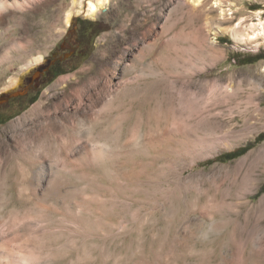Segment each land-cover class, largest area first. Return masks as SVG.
<instances>
[{
	"label": "rangeland",
	"instance_id": "rangeland-1",
	"mask_svg": "<svg viewBox=\"0 0 264 264\" xmlns=\"http://www.w3.org/2000/svg\"><path fill=\"white\" fill-rule=\"evenodd\" d=\"M7 1L0 93L74 56L0 108V264H264V0Z\"/></svg>",
	"mask_w": 264,
	"mask_h": 264
},
{
	"label": "bare ground",
	"instance_id": "bare-ground-1",
	"mask_svg": "<svg viewBox=\"0 0 264 264\" xmlns=\"http://www.w3.org/2000/svg\"><path fill=\"white\" fill-rule=\"evenodd\" d=\"M111 1L112 0H74L73 1V4H74V7L76 8V13L78 14V15H80V14H82V15H84V16H86V17H88V18H93V17H96L98 14H99V12L100 11H102V10H106L107 9V6L111 3ZM197 3H200V0H197ZM216 5H219L221 8L223 7V2L220 0V1H217V4ZM9 6V3H8V1L7 0H0V11H6L7 10V7ZM94 9V10H93ZM223 9V8H222ZM225 10H222V12H224ZM70 19H71V12L68 14V16H67V24H68V26L70 25ZM258 27V28H257ZM252 30H253V34L251 35L250 33H246V32H241L240 30H238V29H233V33H234V35L238 38V39H240V40H242V41H245V40H255V39H258L259 37H263L264 36V24H263V22H260L259 24H258V26H255V25H253V26H251L250 27ZM124 55V54H123ZM124 58V57H123ZM122 58V59H123ZM121 59V60H122ZM41 60H42V58L40 57V58H38V60L37 61H40L41 62ZM120 62V61H119ZM119 64V63H118ZM60 82V81H59ZM19 84V80L18 79H13L12 80V85L13 86H16V85H18ZM179 101H180V103L181 104H187L188 102H190L191 103V101H194V99L191 97V95H188L187 93H185V92H183V93H181V95H179ZM125 101V100H124ZM34 110H37V107H36V109H34ZM127 118H128V116L127 115H125L124 116V122L127 120ZM68 128V127H67ZM42 169H40V171H41ZM35 172V171H34ZM39 172V171H38ZM41 173V172H40ZM39 173L37 174V176L39 177ZM37 177V178H38ZM32 180V179H31ZM33 180H35L34 178H33ZM33 180L31 181V182H33ZM37 183H39V182H37ZM35 184H36V182H35ZM33 185V184H32ZM38 185V184H37ZM36 185V186H37ZM35 187V186H34ZM31 189H33L34 191H35V195L36 196H47V192L48 191H44V192H42V193H37L38 191H37V189L36 188H31ZM23 191H25V190H23ZM30 191V190H29ZM50 191V193H48V195H54L55 194V190H49ZM26 192V191H25ZM19 193V192H18ZM24 194V193H23ZM27 195V194H26ZM34 195V196H35ZM22 197V196H21ZM32 219V218H31ZM24 221H26V220H24ZM26 223V222H25ZM33 223V222H32ZM23 224V223H22ZM28 224V223H27ZM2 225V224H1ZM20 225V224H19ZM33 226V225H32ZM6 227V226H5ZM27 225L25 226V228L23 229V230H27ZM34 227V226H33ZM30 228V227H29ZM13 230V229H12ZM10 231V230H9ZM22 231V230H21ZM31 231V230H30ZM3 232H4V230H3ZM27 232V231H26ZM8 233V232H7ZM15 234V233H14ZM30 234V233H29ZM19 235V234H18ZM2 236V235H1ZM24 236V235H23ZM31 238V237H30ZM7 241V240H6ZM29 242V241H28ZM5 243V242H4ZM6 245V244H5ZM4 245V246H5ZM9 245V244H8ZM22 245V244H21ZM26 245H28V244H26ZM0 246H1V243H0ZM11 246H12V244H11ZM25 246V245H24ZM27 247V246H26ZM25 247V248H26ZM36 247V246H35ZM2 248V247H1ZM8 248V247H7ZM21 248H23V246L21 247ZM29 249V248H28ZM6 250V249H5ZM26 250V249H25ZM31 250V249H30ZM19 251V250H18ZM21 251V250H20ZM24 251V250H23ZM15 252V251H14ZM33 252L35 253V252H37V250L36 249H32V251L30 252L31 254H33ZM9 253V252H8ZM22 253V252H21ZM27 253V252H26ZM29 256V255H28ZM32 256V255H31ZM36 256V255H35ZM24 263V262H23ZM20 264V263H19Z\"/></svg>",
	"mask_w": 264,
	"mask_h": 264
},
{
	"label": "water",
	"instance_id": "water-1",
	"mask_svg": "<svg viewBox=\"0 0 264 264\" xmlns=\"http://www.w3.org/2000/svg\"><path fill=\"white\" fill-rule=\"evenodd\" d=\"M78 17L79 16L74 18V24L71 29H75L77 27ZM70 55L71 54L66 55V57ZM54 63V60L48 59L45 62H41L27 70L23 74L21 82L18 85L0 93V108L5 104H8L13 98L24 96L34 84L38 87L40 78L50 70Z\"/></svg>",
	"mask_w": 264,
	"mask_h": 264
},
{
	"label": "trees",
	"instance_id": "trees-1",
	"mask_svg": "<svg viewBox=\"0 0 264 264\" xmlns=\"http://www.w3.org/2000/svg\"><path fill=\"white\" fill-rule=\"evenodd\" d=\"M79 24H80V32L82 33V35L88 40L87 41H90L92 38H93V35H92V30L93 28L95 27V24H93L92 22H84L82 20H79ZM80 56L83 55L84 53L81 51H79L78 53ZM72 56V55H71ZM74 56V55H73ZM72 56V57H73ZM71 58V57H70ZM69 57H63L62 59H58L53 65L52 67L50 68L49 71H47V75L44 76L42 78L43 82H47L51 77H58L60 75H63L65 72H61L60 71V68L63 66V62L70 59ZM264 59V56H262L261 54L260 55H257V56H254V57H250L248 58V60H240L239 59V64H251V63H256L258 62L259 60H262ZM42 82V83H43ZM25 96V95H24ZM24 96H21V97H24ZM21 97H17V98H13L11 101L13 100H16L18 98H21ZM9 102V103H10ZM7 120L5 121H0V124L1 123H5ZM262 137H264L263 134H261L257 140H261ZM250 144H248L246 147L244 148H240L239 150L235 151V152H230V153H226V154H223L221 156H219L217 159L218 160H231L237 156H239L240 154H242L244 151H246L248 148H249ZM264 191V185L261 187L260 189V193Z\"/></svg>",
	"mask_w": 264,
	"mask_h": 264
},
{
	"label": "flooded vegetation",
	"instance_id": "flooded-vegetation-1",
	"mask_svg": "<svg viewBox=\"0 0 264 264\" xmlns=\"http://www.w3.org/2000/svg\"><path fill=\"white\" fill-rule=\"evenodd\" d=\"M46 75H47V73H45V74L40 78L39 85L43 82L42 78H43L44 76H46ZM34 86H35V84H34L32 87H34Z\"/></svg>",
	"mask_w": 264,
	"mask_h": 264
},
{
	"label": "snow or ice",
	"instance_id": "snow-or-ice-1",
	"mask_svg": "<svg viewBox=\"0 0 264 264\" xmlns=\"http://www.w3.org/2000/svg\"><path fill=\"white\" fill-rule=\"evenodd\" d=\"M94 10V9H93Z\"/></svg>",
	"mask_w": 264,
	"mask_h": 264
}]
</instances>
